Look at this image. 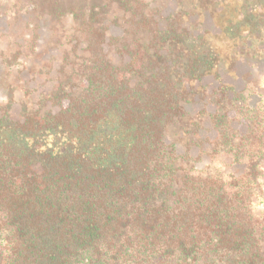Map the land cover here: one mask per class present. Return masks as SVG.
I'll return each instance as SVG.
<instances>
[{
    "label": "trees",
    "instance_id": "obj_1",
    "mask_svg": "<svg viewBox=\"0 0 264 264\" xmlns=\"http://www.w3.org/2000/svg\"><path fill=\"white\" fill-rule=\"evenodd\" d=\"M14 1L0 2L7 30L0 31L1 63L21 66L28 78L25 48L38 36L30 41L24 30L62 25L68 15L67 44L77 57L83 42V54L77 70L29 107L13 108L17 88L7 86L0 264H264V218L252 208L264 112L254 113L245 132L231 126L227 111L209 114L211 141L200 125L190 132L182 122L189 94L182 86L210 67L194 45L201 49L202 37L192 43L143 2ZM110 18L125 25L122 39L106 41ZM20 89L29 96L35 86L26 81ZM178 125L188 136L179 145ZM205 142L210 153L201 151ZM202 153L210 161L198 171ZM219 153L239 166L213 168Z\"/></svg>",
    "mask_w": 264,
    "mask_h": 264
},
{
    "label": "flooded vegetation",
    "instance_id": "obj_2",
    "mask_svg": "<svg viewBox=\"0 0 264 264\" xmlns=\"http://www.w3.org/2000/svg\"><path fill=\"white\" fill-rule=\"evenodd\" d=\"M64 1L70 2V0ZM113 2H143L157 15V20L161 24H166L170 20L176 22L178 34L183 37L181 33L184 31L192 43L195 41L194 38L202 37V48H199L198 40L194 45L197 50L207 53V64L210 67L198 80L186 82L182 86L189 93L188 102L182 104L184 107L182 122L188 125L190 132L192 126L198 124L202 127L199 131L200 135L203 137L206 133L211 141L215 131L210 128L212 122L209 114L216 117L222 115L224 111H227L228 118L232 119L231 126L239 127L245 132L246 124L251 118L255 119L254 113L264 112V108L261 107L264 101L256 92L258 84L260 85L259 79L264 74V68L261 67V64L264 66L262 63L264 61V0H113ZM106 25V41L110 38L122 39L125 36V25L121 19H113ZM71 27L72 19L68 15L62 25L52 24L49 27L46 23V26H41L39 31L32 28L24 30V36L30 41L38 36L36 46L35 41L34 44L29 42L33 50L29 49V43L25 48L26 52L30 51L29 53L33 55L31 66L25 63L30 75L27 78L24 72L20 73L19 65L8 67L0 61V107L8 101L7 86L10 84L17 88V102L13 108L21 110L20 103H26L29 107L31 102H36L41 92H47L54 82L58 83L59 79L63 82L71 71L78 69L76 67L77 62H81L78 57L83 54L81 50L83 42L78 44L77 57H75L70 50L71 45L67 44ZM181 44L186 42L181 40ZM112 55H115L114 48ZM62 71L64 75L60 73ZM22 78L24 84L27 81L28 86L33 84L35 86L34 92L29 96L20 89L24 86ZM259 92L263 94L262 91ZM218 99L220 102L215 101ZM225 102L227 103L225 110L218 111V107ZM18 111H11V114L17 115ZM172 129L178 139L177 145L183 144L184 138L188 136L186 132H182L181 125ZM208 143H203L201 151L211 152L209 150L211 145ZM199 146L195 147L196 152L201 149ZM194 150L192 154H195ZM206 154L202 153L201 158L196 159L194 163L196 170H198L196 167L198 161L205 162L204 169L209 163L210 158ZM215 157L224 159L229 170L234 171L239 166L228 154L219 153L213 158ZM213 158L210 162L213 168L222 166L221 163L215 165ZM244 161L247 159H242L241 162ZM230 165L232 168L229 167Z\"/></svg>",
    "mask_w": 264,
    "mask_h": 264
},
{
    "label": "rangeland",
    "instance_id": "obj_3",
    "mask_svg": "<svg viewBox=\"0 0 264 264\" xmlns=\"http://www.w3.org/2000/svg\"><path fill=\"white\" fill-rule=\"evenodd\" d=\"M0 2H15L14 0H0ZM1 16V15H0ZM4 28V31H7L4 25V18H2V20H0V31ZM16 30L19 31L20 28L16 27ZM32 54L28 53L27 54V65L31 66V62H33V58H32ZM264 63V61L262 62ZM261 67L264 68V66L261 64ZM260 81V85L258 84L257 88H256V92H258L260 99H262L264 101V74H262L261 79H259ZM22 83L23 82V78H22ZM259 91H262V95L260 94ZM261 107L264 108V104H261ZM264 111V110H263ZM204 163L202 161H198L196 163V167L198 170H204ZM213 163L215 165L217 164H222L225 165L224 159L222 158H213ZM230 168H232V166H229ZM258 182H259V189H257L256 191V200L253 202L252 204V208L255 212L260 213L261 217L264 218V154L263 157L261 159V168L258 169Z\"/></svg>",
    "mask_w": 264,
    "mask_h": 264
}]
</instances>
